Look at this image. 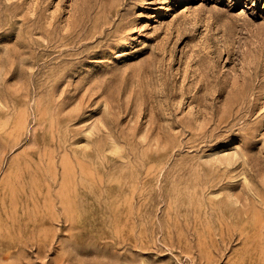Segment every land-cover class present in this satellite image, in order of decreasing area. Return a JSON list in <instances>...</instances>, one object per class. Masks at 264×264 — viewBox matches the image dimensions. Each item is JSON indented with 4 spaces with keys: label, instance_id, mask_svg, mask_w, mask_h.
Wrapping results in <instances>:
<instances>
[{
    "label": "rangeland",
    "instance_id": "obj_1",
    "mask_svg": "<svg viewBox=\"0 0 264 264\" xmlns=\"http://www.w3.org/2000/svg\"><path fill=\"white\" fill-rule=\"evenodd\" d=\"M1 191L0 264H264V0H0Z\"/></svg>",
    "mask_w": 264,
    "mask_h": 264
},
{
    "label": "bare ground",
    "instance_id": "obj_2",
    "mask_svg": "<svg viewBox=\"0 0 264 264\" xmlns=\"http://www.w3.org/2000/svg\"><path fill=\"white\" fill-rule=\"evenodd\" d=\"M182 8V7H181ZM183 8H185L184 10H188L190 7H186V5H183ZM167 9H168V7H167ZM166 9V10H167ZM0 193H2V191L0 192ZM1 196V195H0ZM5 196V195H4ZM6 197V196H5ZM23 197H24V195H23ZM31 197V196H30ZM18 199H19V197H18ZM31 199V198H30ZM35 199V198H34ZM25 200V199H24ZM24 200H22L23 202H24ZM32 200V199H31ZM11 201V200H10ZM9 202V201H8ZM21 202V201H20ZM27 202V201H26ZM8 204V203H7ZM12 204V203H11ZM21 205V204H20ZM24 206V205H23ZM25 206H26V204H25ZM14 208V207H13ZM24 209H26V208H24ZM14 210V209H13ZM10 212V211H9ZM4 213V212H3ZM25 214H27V213H25ZM11 215V214H10ZM7 219V218H6ZM9 219H11V218H9ZM11 221V220H10ZM16 223V222H15Z\"/></svg>",
    "mask_w": 264,
    "mask_h": 264
}]
</instances>
